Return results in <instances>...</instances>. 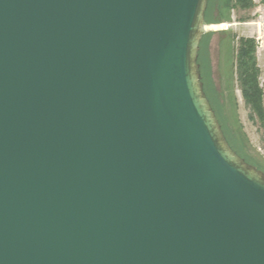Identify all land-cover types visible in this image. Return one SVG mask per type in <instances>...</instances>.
<instances>
[{
	"label": "water",
	"instance_id": "1",
	"mask_svg": "<svg viewBox=\"0 0 264 264\" xmlns=\"http://www.w3.org/2000/svg\"><path fill=\"white\" fill-rule=\"evenodd\" d=\"M209 0H0V264H264V172L205 90Z\"/></svg>",
	"mask_w": 264,
	"mask_h": 264
},
{
	"label": "rangeland",
	"instance_id": "2",
	"mask_svg": "<svg viewBox=\"0 0 264 264\" xmlns=\"http://www.w3.org/2000/svg\"><path fill=\"white\" fill-rule=\"evenodd\" d=\"M233 0H210L207 31L202 43L201 59L205 88L218 114L219 121L234 149L250 164L264 172V130L251 118L236 77V47L239 37L255 39L259 6L253 9L230 10ZM245 24L234 25L233 23ZM229 30L214 32L210 27L229 24ZM264 72V53L257 56ZM263 80V79H261ZM260 80V81H261Z\"/></svg>",
	"mask_w": 264,
	"mask_h": 264
},
{
	"label": "trees",
	"instance_id": "3",
	"mask_svg": "<svg viewBox=\"0 0 264 264\" xmlns=\"http://www.w3.org/2000/svg\"><path fill=\"white\" fill-rule=\"evenodd\" d=\"M254 7H256L254 0H233L231 3L230 10H235V9L248 10V9H253ZM242 22H246V21H242ZM201 51H202V44H201ZM200 59H201V52H200ZM200 59H199V63L201 64ZM201 70H202V64H201ZM202 74H203V70H202ZM260 76H261V68L259 67L258 64L255 39L250 37H239L237 40V47H236V77H237L238 87L239 90L241 91L245 105L251 111V118L253 120L254 119L258 120L261 128L264 130V91L260 86ZM203 80H204V75H203ZM207 95L211 101L208 92Z\"/></svg>",
	"mask_w": 264,
	"mask_h": 264
},
{
	"label": "built area",
	"instance_id": "4",
	"mask_svg": "<svg viewBox=\"0 0 264 264\" xmlns=\"http://www.w3.org/2000/svg\"><path fill=\"white\" fill-rule=\"evenodd\" d=\"M256 26H257V31H256V35H255V41H256V48H257V53H261L262 51H264V4H262L261 6H259L258 9V21L255 22ZM231 25V24H229ZM229 28V27H228ZM225 29L226 31L229 29ZM223 30V31H225ZM260 86L264 91V80L260 81Z\"/></svg>",
	"mask_w": 264,
	"mask_h": 264
},
{
	"label": "crops",
	"instance_id": "5",
	"mask_svg": "<svg viewBox=\"0 0 264 264\" xmlns=\"http://www.w3.org/2000/svg\"><path fill=\"white\" fill-rule=\"evenodd\" d=\"M262 1H264V0H254V3L256 4V6H257V4L259 5V3H261ZM241 23H233L234 25H236V26H238V25H241V24H245V23H243L242 21H240ZM229 24H231L232 25V23H229ZM236 26H232V27H236ZM214 32L216 33V32H221V31H216V30H214ZM263 53H264V51H262ZM260 54V53H259ZM259 54L257 53V56H259ZM261 79H263L264 80V72H263V70L261 69V76H260V80Z\"/></svg>",
	"mask_w": 264,
	"mask_h": 264
},
{
	"label": "bare ground",
	"instance_id": "6",
	"mask_svg": "<svg viewBox=\"0 0 264 264\" xmlns=\"http://www.w3.org/2000/svg\"><path fill=\"white\" fill-rule=\"evenodd\" d=\"M232 25H229V24H217V25H213V26H211L210 28L212 29V30H216V31H220V30H225V29H227L228 27L230 28ZM228 28V29H229Z\"/></svg>",
	"mask_w": 264,
	"mask_h": 264
}]
</instances>
